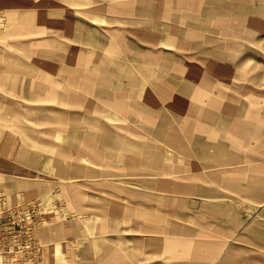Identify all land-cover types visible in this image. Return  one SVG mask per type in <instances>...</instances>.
Here are the masks:
<instances>
[{"label": "rangeland", "instance_id": "obj_1", "mask_svg": "<svg viewBox=\"0 0 264 264\" xmlns=\"http://www.w3.org/2000/svg\"><path fill=\"white\" fill-rule=\"evenodd\" d=\"M9 153L0 264H264V0H0Z\"/></svg>", "mask_w": 264, "mask_h": 264}, {"label": "bare ground", "instance_id": "obj_2", "mask_svg": "<svg viewBox=\"0 0 264 264\" xmlns=\"http://www.w3.org/2000/svg\"><path fill=\"white\" fill-rule=\"evenodd\" d=\"M154 63H155V61H154ZM160 83V82H159ZM165 83H164V86H163V84H161L160 83V87H159V89L158 90H160V89H162V88H164L165 87ZM153 95V94H152ZM157 99V98H156ZM152 100H153V98H152ZM155 100V99H154ZM71 102H73V101H71ZM150 102V101H149ZM159 103V102H158ZM142 104V103H141ZM154 104V103H153ZM152 104V105H153ZM144 105V104H143ZM159 105V104H158ZM141 106V105H140ZM145 106V105H144ZM137 107H138V105H137ZM153 107H155V106H153ZM152 107V108H153ZM147 107L145 106V108L144 109H146ZM157 108V107H156ZM142 109H143V107H142ZM148 110H150L149 108H147ZM146 109V110H147ZM155 109V108H154ZM145 110V111H146ZM148 110L146 111V112H148ZM156 110V109H155ZM158 110V109H157ZM151 111V110H150ZM150 111H149V113H150ZM159 112V111H158ZM156 114H157V112H156ZM150 115V114H149ZM151 116H153V115H151ZM61 119V118H60ZM46 121H48V120H46ZM47 123H53V124H56V123H58V124H61L57 119H54L53 121H48ZM69 127H70V125H69ZM50 129V128H49ZM57 130V129H56ZM60 131V130H59ZM62 131V130H61ZM66 133H67V131H66ZM160 133H164L163 131H161ZM69 134V133H68ZM105 136H107V134L106 133H104L102 136H101V140L102 141H104L105 139H104V137ZM105 143H107V139H106V141H104ZM114 142V141H113ZM122 144H127L126 143V141H123V143ZM201 146H202V144H201ZM203 148V147H202ZM58 154H59V156H62V159H64V160H70V161H73V159H75L74 157H73V155H71V154H69V153H65V151H63V152H60V151H58ZM203 154L205 155V156H207L206 155V153H205V151L203 150ZM247 157L248 158H252L250 155H247ZM63 160V161H64ZM254 169H256V170H260L259 168H257V167H255ZM241 178H242V175L240 176ZM247 179V182H249V184L247 185V187H245L244 188V190L242 189V191L243 192H245V194H248V195H251V196H253V197H257V196H260V193H261V189H263L260 185H262L263 184V182H264V180L263 179H261V178H257V177H250V175H245L244 176V180H246ZM257 185H259L258 187H256ZM263 186V185H262ZM176 188L177 189H180V190H184V191H192L193 190V188H192V185H187V184H179V185H176ZM234 194V193H233ZM210 204V203H209ZM210 207V206H209ZM200 224H202V223H200ZM203 225V224H202ZM145 227H148V228H150V227H154V224H148L147 226H145ZM197 236V235H204V236H210V233H207V231H205V230H203V229H200V230H198L197 232H194V234H193V236ZM142 237V236H141ZM142 239H146V240H149L150 241V245H148V246H151V248H155L154 246H156V244H155V241H156V236H154V235H150V236H148V237H142ZM181 239V242L180 243H182V244H185V245H183L182 246V248H183V251H182V253H180V252H174L173 253V255H174V258H180V261H178V262H176V261H172V263H170V264H193L194 263V260L195 259H197V257H202V250L204 249V248H212V250H214L216 247H218V246H221V242L220 241H218V240H214V239H210V240H200V239H197V238H191L190 239V241L187 243V241L186 240H184V239H182V238H180ZM177 241V240H176ZM162 242V241H161ZM228 247L225 249V251H224V253H223V263L225 264V263H227L228 261H229V258H230V256L233 254V252H234V245H231L230 244V242H229V244L227 245ZM155 250H159L157 247L155 248ZM218 253V252H217ZM218 254H220V253H218ZM115 256H114V258H115V260L116 261H118L119 263H121V264H129L130 263V261H133V258L132 257H130V255L128 256V254H124V253H122V252H116L115 254H114ZM220 260V259H219Z\"/></svg>", "mask_w": 264, "mask_h": 264}, {"label": "crops", "instance_id": "obj_3", "mask_svg": "<svg viewBox=\"0 0 264 264\" xmlns=\"http://www.w3.org/2000/svg\"><path fill=\"white\" fill-rule=\"evenodd\" d=\"M222 121H224V120H222ZM222 121H221V122H222ZM211 142H213V141H212V140H209V139L204 140V141L201 142L202 147H203V150L205 151L206 155L209 156V157H213V156H215V155H213V154L208 153V152H207L208 150H205L206 146L212 144ZM10 154H11V153H9L8 155H1V156H0V160H1V158H3L6 162L9 161V162L12 164V162H15V161L12 159V157H10ZM246 157H247V155H246ZM247 158H248V157H247ZM215 161H216V160H215ZM215 161H212V162H215ZM217 161H219V160H217ZM217 161H216V162H217ZM257 168H259L260 170H261V169H264V167H260V166H257ZM0 173H4V174L10 175V176L13 175V174H12V168H8L7 166H4V167L2 166V168H0ZM14 175H16V174H14Z\"/></svg>", "mask_w": 264, "mask_h": 264}, {"label": "built area", "instance_id": "obj_4", "mask_svg": "<svg viewBox=\"0 0 264 264\" xmlns=\"http://www.w3.org/2000/svg\"><path fill=\"white\" fill-rule=\"evenodd\" d=\"M1 238V237H0ZM1 243H2V245H3V247L4 248H7V242L8 241H6V242H4V241H0ZM11 244L8 242V251L10 252V250H11V246H10ZM4 264H12V258H11V255H10V257L5 261V263Z\"/></svg>", "mask_w": 264, "mask_h": 264}]
</instances>
